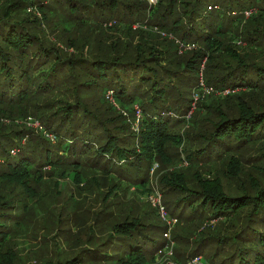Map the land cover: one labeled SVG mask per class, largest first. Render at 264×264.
I'll return each mask as SVG.
<instances>
[{
  "label": "trees",
  "instance_id": "trees-1",
  "mask_svg": "<svg viewBox=\"0 0 264 264\" xmlns=\"http://www.w3.org/2000/svg\"><path fill=\"white\" fill-rule=\"evenodd\" d=\"M249 10L256 13L245 19ZM134 25L156 26L201 49L183 65L173 41ZM66 30H83L89 38L79 41ZM206 55L207 83L229 94L202 105L206 113L196 119V135L185 141L170 130L173 119L162 116L174 111L182 117L177 124L184 122ZM110 90L133 118L134 106L141 109L137 133L110 108L93 109L89 97L106 99ZM0 116L33 117L44 127L0 126V264H15L12 243L27 215L38 222L35 208L49 210L38 216L47 227L64 212L62 192L55 190L64 183L49 171L80 187L98 170L110 177L107 194L118 199L120 187L124 193L127 184L141 189L154 164L168 165L186 142L182 156L193 169L172 172L161 184L171 197L169 216L203 230L195 240L174 236L178 264H264V0H0ZM87 186L81 199L69 196L72 211L62 220L84 234L109 228L106 240L65 264H148L157 249L168 247L167 227L130 214L119 221L117 207L85 222L79 210L90 203V192L101 195ZM97 201L104 206L106 196ZM111 217L115 224L107 226Z\"/></svg>",
  "mask_w": 264,
  "mask_h": 264
},
{
  "label": "rangeland",
  "instance_id": "rangeland-1",
  "mask_svg": "<svg viewBox=\"0 0 264 264\" xmlns=\"http://www.w3.org/2000/svg\"><path fill=\"white\" fill-rule=\"evenodd\" d=\"M135 1H142L146 2L148 5L151 4L149 0H135ZM156 5V4H155ZM28 13L35 14L36 17L41 18V14L32 7H28L27 9ZM256 13V11H253L251 15ZM251 15H246L245 19H248L251 17ZM33 18V17H32ZM42 24L40 25L41 28H44L46 23L44 20H41ZM111 25V24H110ZM108 25L107 27H109ZM65 27V26H64ZM139 27V25H138ZM144 28H140L141 31L144 32H152L156 33L157 36H161L160 41H165L164 38L168 39V42H174L175 47L174 51L177 50V60L178 62H181L183 65H185L189 59L192 58L193 53L196 51H199L201 49L200 44H193V43H186L185 46H181V42L178 38L174 37L173 35L168 36L166 33L161 31L156 26H142ZM134 29V28H132ZM64 30V28H63ZM139 30V29H137ZM48 31V30H47ZM67 32H74L73 30H66ZM76 32V33H75ZM74 32V36L78 38V40H84L88 39L89 35L84 34L83 30H77ZM98 36L100 34H97ZM54 39V37L52 36ZM171 40V41H170ZM185 43V42H182ZM188 47V48H187ZM84 47H80L82 49ZM70 53H73V47L70 46ZM212 56L214 55V52H212ZM209 56L206 55L199 64V70H198V82L197 87L192 90V94L188 97L193 99L192 100V108L188 115L185 116L183 119L184 122H181L180 124H177L178 118H182L180 116H177L174 111H171L169 113H164L162 117H171L173 120L170 124V130L174 131V133H179L183 136V138L186 141V138L188 135H196L194 132V129L196 128V119L202 118L203 115H205L206 110L202 108V105L209 106L210 104H214V101L220 98L226 97L228 95V90H216V86L208 84L207 83V72L209 70ZM220 68V66H218ZM111 91V90H110ZM107 92L106 93V99L100 100L99 95L93 94L89 98H91V102L94 103V110L100 111L104 113V109L110 108L111 113L114 117H119L121 121H123V125L129 126L132 133H137L139 129V122L142 120L143 116L141 114V109L138 106H134L135 110V116L136 119L133 118V116L125 110L124 106L118 105L117 101L114 98V94ZM110 95V96H109ZM184 95V94H183ZM109 98V99H108ZM105 102H109L113 107L118 109H113L110 107L109 104H106ZM95 103H98L99 106H95ZM120 107V110H119ZM133 108V107H132ZM0 126H6L10 124L9 122H13L15 126H18L19 128H22L24 126H27L29 129H40L44 130L43 124H41L38 119H34L33 117H27L22 119H8L4 118V116H0ZM44 134L51 138L53 136H50L49 134ZM142 135H138L135 138V143H138V141L141 139ZM187 142L185 143V146L178 148V151L176 152L177 157L169 156L170 160L168 161V165L163 166L160 162L154 164L153 169L150 172L148 181L144 184V186L141 189H137L132 184L128 185V190L126 193L122 192V187H120L119 197L118 199L113 197V194H107L110 190V187L108 186L111 182L110 177L102 174V172H98V170H95L93 172L92 176L87 178L85 177L84 182L81 184L80 187H77V185L73 182V180L69 177L67 178L65 174H59L54 175L50 171V175L55 180H61V183L63 182L64 185L60 187L56 186L55 190L62 192L60 195L59 200V206H61V209H63L64 212L62 214H59V218L56 221L55 224H50L48 227L46 224L42 222V217L49 216L47 212L49 210H46L44 206H42L40 209L35 208L33 210L32 216L33 218H36L38 222H30L28 219V215L26 216V220H24L23 224L25 228L22 231L17 232V236H15V240L12 243V247L16 253V261L15 264H65L67 260L70 261L74 259L76 256H78L83 250L89 248V249H95L102 245L106 238L105 235L108 232H106V227L102 226L100 228L95 229L94 234H84V231H79L75 224H72L71 226L67 225L66 220H62L67 218L68 214L72 211V208L68 205L69 203V196L73 194L75 200L81 199L80 195H88L86 188H88L87 185L92 184L95 187H98L99 192L101 195H92V192H90L89 197L91 198L90 203L86 206V209L79 210L81 213V216H86L87 218L84 220L85 222L88 221L89 224L93 223L96 217V214L100 209H104L105 211H115L116 207L118 208L116 210V213L118 214L119 221L124 220L128 217V215H133L136 217H141L143 221L147 224L152 225H158L167 227V230L163 233V236L168 242V247L164 250L157 249V252L155 253L154 259L149 261L148 264H178L180 257H178V253L176 252V249H178V238L174 239L175 235H184V236H190L193 240L197 238V234L201 231L202 228L200 226H195L187 223V222H180L177 221L173 224H169V208H170V198L167 196L166 191L163 190L162 182L166 175H169L170 173H189L190 170L193 168L190 166V163L186 160V155L182 156V149L186 148ZM170 155L173 153L170 151ZM181 154V155H180ZM15 155V154H14ZM91 163H94L91 159ZM103 168L106 167V163L103 162ZM222 167V166H221ZM113 169L114 172L117 173L116 169L113 167H109ZM199 168L202 166L200 165ZM112 176L118 178L120 180L121 177H118L117 175L111 174ZM205 175H209V173H205ZM48 174L46 175V177ZM96 182L98 184H96ZM119 182V181H117ZM131 183V182H130ZM143 183V182H142ZM69 185V186H68ZM68 187V189H66ZM66 189V190H65ZM96 191V189H95ZM106 196V203L104 206H102L100 203L97 207V204L99 201L97 199H103ZM86 199V198H85ZM83 199V200H85ZM160 200L161 206L164 207V213L165 216L163 217L161 214V211L159 209V206L155 203V200ZM82 200V201H83ZM153 200V201H152ZM115 201V202H114ZM113 202V203H112ZM115 203V204H114ZM35 205V204H34ZM33 205V206H34ZM72 205V203H71ZM63 206V208H62ZM41 209L44 210V212L41 211ZM74 209H77V205ZM88 210H92L93 212L89 213ZM55 211V208H54ZM35 214V215H34ZM37 216V217H36ZM38 216H42L41 218ZM115 218L111 217L107 221V226H110L112 224H115ZM170 220L173 221L174 218L170 217ZM205 227V226H204ZM203 227V228H204ZM203 230V229H202ZM176 237V236H175ZM99 249V248H98ZM181 252V251H179ZM41 257L44 259L41 260ZM53 260V261H51ZM60 260L59 262H56ZM155 260V261H154ZM154 261V262H153ZM184 262V261H183ZM198 264H206L204 261L196 262ZM88 264H104V263H88ZM108 264H114V261ZM129 264V263H126Z\"/></svg>",
  "mask_w": 264,
  "mask_h": 264
},
{
  "label": "built area",
  "instance_id": "built-area-1",
  "mask_svg": "<svg viewBox=\"0 0 264 264\" xmlns=\"http://www.w3.org/2000/svg\"><path fill=\"white\" fill-rule=\"evenodd\" d=\"M150 2H151V4L150 5H155L156 3H157V0H149ZM253 12H252V10H249V11H246L245 12V14L246 15H251ZM138 27V25H134L133 26V28L134 29H136ZM181 44V46L183 47V46H185L186 47V43H180ZM188 48V47H187ZM153 201V200H152ZM155 203L159 206V209H160V211H161V214H162V216L164 217L165 216V213H164V207L163 206H161V202H160V200H155ZM177 220L176 219H174L173 221H171L170 220V217H169V221H168V223L169 224H173V223H175ZM197 262V260H195V261H193V262H189L188 264H194V263H196Z\"/></svg>",
  "mask_w": 264,
  "mask_h": 264
},
{
  "label": "bare ground",
  "instance_id": "bare-ground-1",
  "mask_svg": "<svg viewBox=\"0 0 264 264\" xmlns=\"http://www.w3.org/2000/svg\"><path fill=\"white\" fill-rule=\"evenodd\" d=\"M110 93H111V91H110ZM111 94H114V92H112ZM110 96V95H109ZM109 99V98H108Z\"/></svg>",
  "mask_w": 264,
  "mask_h": 264
}]
</instances>
